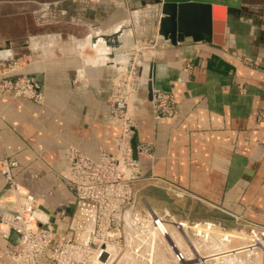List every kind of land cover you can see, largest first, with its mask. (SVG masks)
<instances>
[{
    "label": "crops",
    "instance_id": "0c3cea01",
    "mask_svg": "<svg viewBox=\"0 0 264 264\" xmlns=\"http://www.w3.org/2000/svg\"><path fill=\"white\" fill-rule=\"evenodd\" d=\"M158 18L152 0H0V59L23 57L19 72L44 95L37 103L0 94V197L4 161H13L37 213L66 229L75 202L56 174L65 149L92 158L101 147L114 151L120 127L108 117L110 80L135 43L157 38L135 76V140L153 143L135 183L140 198L161 212L157 193L172 197L177 188L183 200L264 225V0H241L221 44L190 36L171 44L157 34ZM152 69L155 87L177 100L172 117H152ZM4 248L0 237V259Z\"/></svg>",
    "mask_w": 264,
    "mask_h": 264
},
{
    "label": "built area",
    "instance_id": "2783aa9c",
    "mask_svg": "<svg viewBox=\"0 0 264 264\" xmlns=\"http://www.w3.org/2000/svg\"><path fill=\"white\" fill-rule=\"evenodd\" d=\"M157 41L155 38L156 46ZM138 50L136 45L131 47L126 67L109 83L108 117L120 127L113 138L114 151L101 147L97 157L92 158L68 145L63 165L56 170L75 202L64 231H53L49 217L37 213L35 197L10 170L14 162L4 161L0 237L5 240V248L0 264H156L160 246L169 250V264H186L185 249L191 246V236L199 245H206L214 235L219 236L218 229L225 231L223 240L227 241L229 235L236 242V238L243 239V243L218 254L191 252L198 264H206V260L214 264L218 258L222 264L227 256L224 253L231 256L228 264H264V225L242 215L228 213L238 224V229L232 231L238 237H234L219 222L190 221L167 210L158 212L143 198L142 207H137L135 183L145 177L144 161L153 158L152 142L135 140L132 147L138 103ZM24 61L23 57L0 59V94L42 103L44 95L37 81L19 72ZM150 105L153 119L169 118L176 113L177 100L172 92L155 88ZM174 195L182 197L184 192L174 188ZM46 222L48 228H43L40 223ZM210 247L211 243L208 250Z\"/></svg>",
    "mask_w": 264,
    "mask_h": 264
},
{
    "label": "water",
    "instance_id": "95a60500",
    "mask_svg": "<svg viewBox=\"0 0 264 264\" xmlns=\"http://www.w3.org/2000/svg\"><path fill=\"white\" fill-rule=\"evenodd\" d=\"M159 14L157 34L171 44L190 36L194 41L221 44L225 29L226 16L241 8V0H152ZM128 68V66H127ZM141 66H138V72ZM153 69L146 81V96L151 102L153 89ZM135 139H132L134 149ZM53 231L57 224L49 217ZM48 228L47 222L40 223Z\"/></svg>",
    "mask_w": 264,
    "mask_h": 264
},
{
    "label": "rangeland",
    "instance_id": "374dc122",
    "mask_svg": "<svg viewBox=\"0 0 264 264\" xmlns=\"http://www.w3.org/2000/svg\"><path fill=\"white\" fill-rule=\"evenodd\" d=\"M157 36H159V35H156V37ZM152 44H154V45H152ZM134 45H136L139 48V50L137 52L138 63H142L144 60L145 54L152 53V51L155 50V48L157 47L156 44L154 43L153 38L149 39V40H145V41H139V42L135 43ZM135 187H137V185H135ZM162 189H161V191H163ZM142 192H143V189H141V188L137 189V207L138 208L142 207L141 202H140V194ZM156 199L159 200L158 202H159V206L161 209L164 208V206H167V208H168V206H171V210H173L172 211L173 214H175L178 218L187 219L190 221H198V220H203V219L214 220L216 222H219V224L221 226L228 229L227 231L231 230L229 232H231V234H234V237H238L237 236L238 234H236L235 232H232L233 230L238 229V224L234 221L232 216L230 214H228L227 212H222L221 210L213 209V208L206 206L205 204H202L200 202L197 203V202H195V199L193 201H191V199L186 201V200H183V197H177L174 194H172V197H168L164 192L157 193ZM180 199H182V200H180ZM148 201H149V203L155 205V201L153 200V198L151 196H148ZM218 231H220V232H218ZM221 231H222L221 229H218L217 232L220 233L219 236L214 235V237L212 238V241H210L211 247L209 250H208V248L210 246V243H206V245H202V244L199 245V242H197L195 239H192V236H191V242L193 244L191 243V246L187 247L185 249L186 255L188 256L186 264H189V263L191 264V262L193 264H198V261L194 260L195 256L192 255L193 253L194 254L200 253V251H201V255L209 254V253H212L213 250H214L213 252H215L216 248H217L216 252H219L221 249L225 250V248H226V250L227 249L230 250L232 248L234 249L235 247H237V245L243 243V239H239V238H236L238 242H236V240H233L234 238H231V240L229 242L222 240V239L220 240V241H222L221 243L218 242L219 239L222 237ZM191 252H192V254H191ZM227 256H225V258L222 259L223 261H225V262L222 261V264H228L231 256H228V257ZM156 259H157L156 264H163V262H166V264H169L168 260L171 259L169 250L165 246H160L157 250ZM205 262H206V264H209V263H207L208 260H206ZM205 262H203V263H205ZM216 263L220 264V258H218V260L214 262V264H216Z\"/></svg>",
    "mask_w": 264,
    "mask_h": 264
},
{
    "label": "bare ground",
    "instance_id": "6f19581e",
    "mask_svg": "<svg viewBox=\"0 0 264 264\" xmlns=\"http://www.w3.org/2000/svg\"><path fill=\"white\" fill-rule=\"evenodd\" d=\"M147 204H148V203H147ZM152 208H154V207H152ZM164 210H167V211H168L167 208H164ZM218 232H220V231H218ZM224 232H225V231H221L222 237H221V238L219 239V241H218V242H220V243L222 242V241H220V240H221V239L223 240V237H224V236H223V233H224ZM225 237H226V236H225ZM227 237H228V240L230 241L231 238L229 237V235H227ZM228 240H227V241H228ZM229 241H228V242H229ZM225 243H226V242H225ZM229 244H230V243H229ZM227 245H228V244H227ZM230 245H231V244H230ZM230 245H229V246H230ZM221 246H222V245H221ZM221 246H220V247H221ZM234 247H235V246H234ZM222 248H223V247H222ZM229 248H230V247H229ZM231 248H232V247H231ZM235 248H236V247H235ZM235 248H234V249H235ZM216 249H217V248H216ZM216 249H215V252H216ZM223 249H224V248H223ZM218 250H219V249H218ZM218 250H217V251H218ZM221 250H222V249H221ZM221 250H220L219 252H216L215 254H218V253H221V252L227 251L228 249L226 250V248H225V250H222V251H221ZM210 251H211V250H210ZM213 251H214V250H213ZM213 251H212V253H213ZM230 253H231V252H230ZM232 253H233V252H232ZM213 254H214V253H213ZM224 255H228V253H224ZM234 255H236V254L234 253ZM218 256H220V255H215V257H218ZM227 257H228V256H227ZM163 264H166V262H163ZM189 264H190V263H189ZM191 264H193V263L191 262Z\"/></svg>",
    "mask_w": 264,
    "mask_h": 264
}]
</instances>
